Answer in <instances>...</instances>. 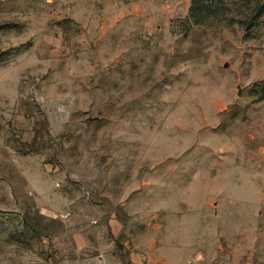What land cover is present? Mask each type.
Wrapping results in <instances>:
<instances>
[{
    "label": "rangeland",
    "instance_id": "1",
    "mask_svg": "<svg viewBox=\"0 0 264 264\" xmlns=\"http://www.w3.org/2000/svg\"><path fill=\"white\" fill-rule=\"evenodd\" d=\"M75 234L264 264V0H0V264Z\"/></svg>",
    "mask_w": 264,
    "mask_h": 264
},
{
    "label": "crops",
    "instance_id": "2",
    "mask_svg": "<svg viewBox=\"0 0 264 264\" xmlns=\"http://www.w3.org/2000/svg\"><path fill=\"white\" fill-rule=\"evenodd\" d=\"M127 241H125V244L128 247ZM93 246L94 248H92ZM105 251L106 250L99 247L97 243L92 242L91 239H86V237L75 234L70 237L67 250L58 252V262L56 264H109L108 259L110 256L109 253ZM123 258L124 257H121L120 264H124ZM151 258L152 257L148 254L135 252L133 249H130L129 253L126 255V263L148 264Z\"/></svg>",
    "mask_w": 264,
    "mask_h": 264
}]
</instances>
